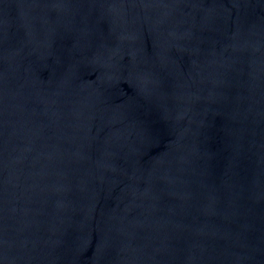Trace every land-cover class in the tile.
<instances>
[{
  "label": "water",
  "instance_id": "obj_1",
  "mask_svg": "<svg viewBox=\"0 0 264 264\" xmlns=\"http://www.w3.org/2000/svg\"><path fill=\"white\" fill-rule=\"evenodd\" d=\"M0 264H264V0H0Z\"/></svg>",
  "mask_w": 264,
  "mask_h": 264
}]
</instances>
